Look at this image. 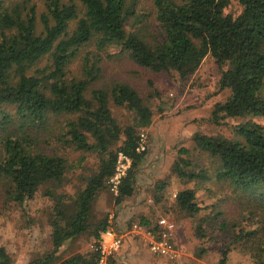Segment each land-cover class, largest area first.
<instances>
[{"label":"trees","instance_id":"trees-1","mask_svg":"<svg viewBox=\"0 0 264 264\" xmlns=\"http://www.w3.org/2000/svg\"><path fill=\"white\" fill-rule=\"evenodd\" d=\"M78 2L43 0L45 11L38 18L34 0H0V214L17 207L29 224L35 223L28 202L50 184L43 188L50 200L43 213L50 249L26 264H98L97 249L61 258L60 248L81 234L99 239L108 219L93 221L94 202L109 187L118 153L126 155L130 165L113 193L114 205L133 195L147 152L137 147L153 111L134 87L114 81L87 96L88 86L102 71L97 53L84 56L82 78L69 75L70 64L90 44L99 51L109 49L111 56H126L150 72L175 73L181 82L194 76L207 55L213 57L220 70L218 90H228V95L214 103L209 119L229 126L231 134L193 132V147L178 148L170 172L182 182H222L232 191H223L211 204H200L196 191L184 188L176 192L172 205L199 216L197 237L204 238L208 231L212 233L207 237L223 236L226 245L218 264L226 263L232 248L248 254L254 264H264V124L255 120L264 118V0H154L151 25L142 24L136 0ZM154 94L159 96L157 90ZM109 102L127 108L133 121L120 126ZM10 106L14 114L7 110ZM59 114L74 116L60 137L80 151L73 160L46 151L47 139L33 131ZM14 117L18 130L11 131L7 126ZM228 118L238 122L228 125ZM86 154L98 157L96 170L82 175L72 193L60 190ZM167 184L156 183L154 202L162 201ZM138 223L151 225L144 216ZM114 257L110 264H116ZM14 261L0 245V264Z\"/></svg>","mask_w":264,"mask_h":264},{"label":"rangeland","instance_id":"rangeland-1","mask_svg":"<svg viewBox=\"0 0 264 264\" xmlns=\"http://www.w3.org/2000/svg\"><path fill=\"white\" fill-rule=\"evenodd\" d=\"M37 4L39 16L45 11L43 0H34ZM67 1V0H65ZM79 4L78 0H73ZM235 8V6H234ZM136 14L144 18L142 24L151 25L154 18V0H136L134 6ZM145 24V25H146ZM109 49L97 50L94 44L87 46L79 56L70 64L69 75L82 78V63L86 53L100 56L102 71L99 78L90 83L87 89V96L93 89H107L114 81H125L134 87L142 99L153 111L152 122L149 127L142 129L145 134L147 152H153V158L146 160L142 171H138V190L136 198L131 200L129 208L138 207L133 214L134 223H138V218L144 216L151 222L150 229L157 233L155 227L159 217L163 216L172 221L175 225L173 231V242L176 249V257L167 259L165 257L152 254L148 249L147 237L141 235L128 234L124 237L120 253L115 254L116 264H218L221 252L226 245V241L220 233H215L214 237L199 238L195 235L197 216H189L184 211L177 210L173 205L174 195L178 190L193 188L196 191L197 201L211 204L218 201L220 193L231 194L226 184L214 183L212 181L194 183L179 181L170 172V165L176 157L179 147L192 148V133L200 131L209 135L230 136L231 129L227 125H215L210 121V113L215 102L223 101L228 90H218V79L220 70L213 57L207 55L194 76L187 82H181L175 73L160 72L153 73L144 68L137 67L126 56L109 55ZM91 58V56H90ZM157 90L159 96L154 94ZM109 107L113 116L120 126H125L133 121V114L125 107H119L109 102ZM7 110L14 114L13 106ZM74 118L73 114L53 115L44 127L33 129L34 133H39L41 139H47L48 143L43 148L46 151L55 150L69 159L77 158L80 151L74 150L68 144L61 142V134L67 121ZM258 122L264 124V118L256 117ZM238 120L227 119V124H235ZM8 130H18L17 117H14L12 124L8 125ZM4 130L0 131V136L4 135ZM60 138V139H59ZM162 157L154 159L156 154ZM87 155V154H86ZM155 160V162L153 161ZM98 157L87 155V158L68 173L64 183L59 186L60 190L72 193L80 184V177L96 170ZM155 169L150 167L154 166ZM153 171V172H152ZM165 180L168 182L163 191L164 198L156 203L151 199L150 194L155 190L157 182ZM40 187L34 197L28 202L29 214L36 220L29 224L27 218L21 214L17 207L8 208L0 214V245L14 256V264H26L32 258L50 249V228L43 215L44 210L49 209L50 200L43 195V188ZM203 187L209 189L205 191ZM56 188V190H59ZM151 199V201L149 200ZM230 204V202H229ZM224 207L227 205L224 203ZM229 207V206H228ZM125 209V208H123ZM119 209L113 203V192L109 187L97 195L93 208V221L107 216L111 217V225H116L120 221ZM230 210H233L231 208ZM122 211V210H121ZM201 211L200 213H203ZM124 219V227L130 218ZM131 216V215H130ZM125 218V217H124ZM94 241L92 236L81 234L73 240L66 241L60 248L59 255L66 258L74 253H86L92 249ZM124 258V261H121ZM110 264V260H109ZM225 264H254L249 255L239 248H232L228 252Z\"/></svg>","mask_w":264,"mask_h":264},{"label":"built area","instance_id":"built-area-1","mask_svg":"<svg viewBox=\"0 0 264 264\" xmlns=\"http://www.w3.org/2000/svg\"><path fill=\"white\" fill-rule=\"evenodd\" d=\"M147 149L145 134L140 133L138 151ZM130 165V159L119 152L117 157V165L115 174L108 180V185L113 193H116L117 184L119 179L125 174L126 169ZM158 232L154 233L150 229L140 225L139 223L133 224L130 232L148 239L149 251L157 256L165 257L167 259H174L177 255L175 244L173 242V231L175 225L172 221L161 216L157 221ZM124 233L115 232L111 225V217L108 220V226L105 230L100 232L99 239H94L91 247L97 249L99 252L98 264H109L110 258L121 250ZM97 244V245H95Z\"/></svg>","mask_w":264,"mask_h":264},{"label":"crops","instance_id":"crops-1","mask_svg":"<svg viewBox=\"0 0 264 264\" xmlns=\"http://www.w3.org/2000/svg\"><path fill=\"white\" fill-rule=\"evenodd\" d=\"M153 152H146V154H145V157L143 158V160L141 161V163H140V165H139V168H138V171L140 172V171H142V168H144V164L147 162L146 160H148V159H152L153 157ZM159 157H162V153L161 154H156V157L154 158V159H158ZM150 161V160H149ZM148 161V162H149ZM154 162H155V160H153ZM147 162V163H148ZM172 164V163H171ZM154 165V164H153ZM171 166V165H170ZM154 167H156L155 165L152 167H150V170L152 169H155ZM157 168V167H156ZM153 172V171H152ZM138 173V172H137ZM138 180H137V175H136V187H135V191H134V193H133V195L132 196H130V197H127L126 199H124L120 204H118V205H116V210H118V208L119 209H121V210H119L120 212H119V217H120V221L118 222V223H116V225L114 224V225H112L113 226V228H114V230H115V232H117V233H124L123 234V236H125V237H129V235L128 234H132V235H136V234H134V233H128V232H130L131 231V229H132V227H133V224H135L134 223V217H132L133 216V214H130V211H129V209H131V213H133L132 211H134V213H135V211L137 210V209H139L138 207H130L129 208V206H127V205H130V203H131V200H133L134 199V197L136 196V192H137V190H138V188H139V186H138ZM176 194V193H175ZM150 196H151V194H150ZM175 196V195H174ZM136 198V197H135ZM151 199H153V197L151 196ZM151 199L149 198V200L151 201ZM154 200V199H153ZM123 208H125V209H123ZM127 214H130L129 215V219H128V221H127V224H125V225H127L126 227H124V219H126V217L128 216ZM125 217V218H124ZM140 224V223H139ZM140 225H142V224H140ZM142 226H144V227H146V228H148L147 226H145V225H142ZM121 251V250H120ZM120 251H119V253H120ZM121 261H124V258L121 260Z\"/></svg>","mask_w":264,"mask_h":264}]
</instances>
